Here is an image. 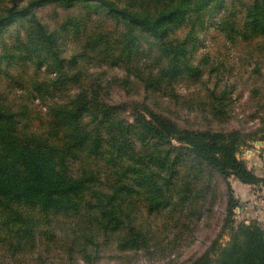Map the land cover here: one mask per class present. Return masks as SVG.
Wrapping results in <instances>:
<instances>
[{"label":"trees","instance_id":"1","mask_svg":"<svg viewBox=\"0 0 264 264\" xmlns=\"http://www.w3.org/2000/svg\"><path fill=\"white\" fill-rule=\"evenodd\" d=\"M5 1L11 2L9 8ZM60 1L99 2L107 13L117 9L131 26L155 35L165 33L190 9L183 0H127L124 7L116 0ZM15 4L0 0V26L18 14ZM236 25L231 30L246 39V50L264 54V41L249 40ZM59 84L55 78L49 96ZM35 91L46 93L39 86ZM99 93V86L85 84L68 101L51 100L45 104L46 120L39 118L35 125L20 122L23 114L16 116L20 111L15 101L0 96V264H99L107 255L115 264H135L138 256L177 264L182 242L195 236L205 221L203 205H196L191 220L161 213L177 191L171 180L181 175L178 163L184 158L194 164L193 177H207L202 195L209 184L219 187L211 207L223 212L215 237L184 264H264V226L234 222L238 204L227 181L259 186L264 192V175L237 157L241 147L264 140V125L245 133L194 131L136 102L130 122L112 123L122 104L113 111ZM138 138L145 141L144 151L137 150ZM165 145L171 146L172 157ZM143 196L155 209L151 219L164 217L163 226L151 229L147 215L135 212ZM225 234L228 240L222 243Z\"/></svg>","mask_w":264,"mask_h":264},{"label":"rangeland","instance_id":"2","mask_svg":"<svg viewBox=\"0 0 264 264\" xmlns=\"http://www.w3.org/2000/svg\"><path fill=\"white\" fill-rule=\"evenodd\" d=\"M116 1L120 7L128 3ZM15 2L12 10L18 14L0 26V96L15 101L20 111L16 116L23 114L18 117L20 122L35 125L39 118L44 122L45 104L68 101L88 84L102 88L99 97L113 111L115 104H122L120 116H112V123L130 122V107L136 102L194 131L245 133L264 125V54H250L246 39L231 30L237 23L249 40L264 41V0H183L190 3V9L161 35L131 26L124 13L113 8L109 14L96 1L73 5L60 0ZM4 5L9 8L11 2ZM55 78L60 81L59 89L49 96ZM35 86L46 93L39 94ZM136 144L137 150H145L144 140L138 138ZM170 147L162 148L172 157ZM237 157L264 175V140L241 147ZM189 160L178 163L182 173L171 180L177 191L161 213L191 220L196 205H203L205 221L195 236L182 242L177 264L196 257L222 224L223 212L211 207L219 187L209 184L202 195L207 177H193L190 169L195 167ZM227 181L238 204L234 222L257 221L264 226L263 190L232 178ZM147 186L142 187L143 193ZM146 198L135 212L147 215V227L163 226L164 217L157 222L151 219L155 209ZM226 240L225 234L221 242ZM101 261L115 264L108 255ZM135 264L167 263L138 256Z\"/></svg>","mask_w":264,"mask_h":264}]
</instances>
